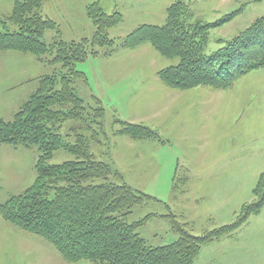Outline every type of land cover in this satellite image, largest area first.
Masks as SVG:
<instances>
[{
    "label": "rangeland",
    "instance_id": "374dc122",
    "mask_svg": "<svg viewBox=\"0 0 264 264\" xmlns=\"http://www.w3.org/2000/svg\"><path fill=\"white\" fill-rule=\"evenodd\" d=\"M97 1L104 12L122 14V22L109 29L110 37L118 39L143 25H164L176 0H43L41 13L56 27L45 32L44 42L52 48L58 39L93 38L96 28L87 8ZM189 9L202 23L234 14L210 30L207 53L264 18V0H193ZM12 11L13 0H0V18ZM54 54L0 51V119L11 121L43 77L64 71L61 63L51 62ZM178 61L143 44L76 64L88 79L74 84L78 95L94 108L99 106L96 96L105 108L102 129L93 125L98 134L90 142L91 152L120 174L113 182H125L150 197L133 209L129 222L147 219L139 233L152 247L178 240L176 224L200 236L235 222L241 208L256 200L253 191L264 172V68L226 90L180 91L168 88L158 77ZM116 119L147 125L160 138L135 141L121 136ZM79 127L85 129L81 122L68 121L59 133L74 143L76 128L90 139L92 130ZM39 158L37 147L0 143V205L35 183ZM74 160L72 153L59 149L48 165ZM0 264L98 263H69L47 241L0 217ZM195 264H264V208L233 235L205 245Z\"/></svg>",
    "mask_w": 264,
    "mask_h": 264
},
{
    "label": "trees",
    "instance_id": "16d2710c",
    "mask_svg": "<svg viewBox=\"0 0 264 264\" xmlns=\"http://www.w3.org/2000/svg\"><path fill=\"white\" fill-rule=\"evenodd\" d=\"M189 1L193 0H176L167 10L164 25H143L118 39L110 37L109 29L122 22V14L104 12L97 1L87 8L96 28L93 38L71 42L58 39L52 48L43 37L56 27L41 13L43 0H13L12 13L0 18L1 52L39 57L54 52L51 62L61 63L64 70L43 77L38 90L11 121L0 119L1 144L37 147L40 151L35 183L1 204L0 217L44 239L69 263L195 264L205 245L233 235L264 208L263 172L253 191L256 200L241 208L235 222L200 236L176 224L178 240L152 247L139 233L147 219L129 222L133 209L150 197L125 182H113V177L120 174H114L111 164L98 161L91 152L90 142L97 140L98 134L93 125L102 129L105 108L96 96L94 101L99 106L94 108L78 95L74 84L88 81L76 69L79 62L149 44L162 57L179 60L161 70L158 77L168 88L180 91L198 87L226 90L246 74L264 68V18L222 42L215 52L207 53L210 30L230 21L234 14L214 23H202L194 19ZM68 121L81 122L85 128L79 127L81 130H92L91 138L73 128L75 142L65 141L59 132ZM115 124L121 126L119 135L135 141L160 138L144 124L119 119ZM59 149H66L76 160L48 165Z\"/></svg>",
    "mask_w": 264,
    "mask_h": 264
},
{
    "label": "crops",
    "instance_id": "0c3cea01",
    "mask_svg": "<svg viewBox=\"0 0 264 264\" xmlns=\"http://www.w3.org/2000/svg\"><path fill=\"white\" fill-rule=\"evenodd\" d=\"M85 73V72H84ZM127 76H128V74H127ZM91 92H93L92 90H91ZM5 120V119H4ZM6 225V224H5Z\"/></svg>",
    "mask_w": 264,
    "mask_h": 264
}]
</instances>
